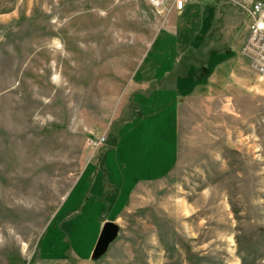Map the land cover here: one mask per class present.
I'll return each mask as SVG.
<instances>
[{
  "label": "rangeland",
  "instance_id": "rangeland-1",
  "mask_svg": "<svg viewBox=\"0 0 264 264\" xmlns=\"http://www.w3.org/2000/svg\"><path fill=\"white\" fill-rule=\"evenodd\" d=\"M256 1L202 0L237 23ZM173 11L172 0H0V264H59L40 257L41 241L85 165L112 159ZM240 31L228 81L180 106L173 169L136 191L101 256L60 264H264V79ZM95 221L56 224L61 261L92 246L90 258Z\"/></svg>",
  "mask_w": 264,
  "mask_h": 264
},
{
  "label": "crops",
  "instance_id": "crops-1",
  "mask_svg": "<svg viewBox=\"0 0 264 264\" xmlns=\"http://www.w3.org/2000/svg\"><path fill=\"white\" fill-rule=\"evenodd\" d=\"M211 6L202 0L188 3L181 11L174 10L176 15L159 31L161 37L139 66L129 100L131 116L118 126L112 159L102 154L76 177L41 241L39 254L45 261L90 262L92 246L87 252H77L82 259L72 253L61 261L59 239L63 234L56 224L95 215L98 230L106 222L117 225L136 191L163 179L176 165L181 104L192 94L204 90L210 94L228 81L233 35L249 25L245 17L237 23ZM191 76L192 84L185 85L184 79Z\"/></svg>",
  "mask_w": 264,
  "mask_h": 264
},
{
  "label": "built area",
  "instance_id": "built-area-1",
  "mask_svg": "<svg viewBox=\"0 0 264 264\" xmlns=\"http://www.w3.org/2000/svg\"><path fill=\"white\" fill-rule=\"evenodd\" d=\"M194 0H172V9L181 11L182 8ZM263 1H256L250 5H240L249 19L248 25V51L252 56V69L264 79V13H261ZM105 143V137L88 140V146L93 150L99 149Z\"/></svg>",
  "mask_w": 264,
  "mask_h": 264
},
{
  "label": "water",
  "instance_id": "water-1",
  "mask_svg": "<svg viewBox=\"0 0 264 264\" xmlns=\"http://www.w3.org/2000/svg\"><path fill=\"white\" fill-rule=\"evenodd\" d=\"M118 230L119 229L116 224L112 222L104 223L97 238L92 259L98 258L106 251L108 246L116 239L118 235Z\"/></svg>",
  "mask_w": 264,
  "mask_h": 264
},
{
  "label": "trees",
  "instance_id": "trees-1",
  "mask_svg": "<svg viewBox=\"0 0 264 264\" xmlns=\"http://www.w3.org/2000/svg\"><path fill=\"white\" fill-rule=\"evenodd\" d=\"M111 139H112V137H111ZM115 139L113 138V141H111L112 142V144L111 145H113L114 146V144H115ZM51 224H52V222H51ZM50 226V225H49Z\"/></svg>",
  "mask_w": 264,
  "mask_h": 264
},
{
  "label": "bare ground",
  "instance_id": "bare-ground-1",
  "mask_svg": "<svg viewBox=\"0 0 264 264\" xmlns=\"http://www.w3.org/2000/svg\"><path fill=\"white\" fill-rule=\"evenodd\" d=\"M261 9H262V6H261Z\"/></svg>",
  "mask_w": 264,
  "mask_h": 264
}]
</instances>
